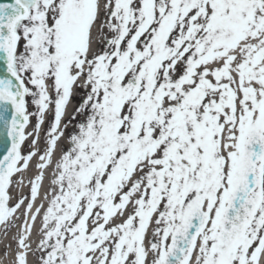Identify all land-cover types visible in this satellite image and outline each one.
Segmentation results:
<instances>
[{
  "label": "snow or ice",
  "instance_id": "snow-or-ice-1",
  "mask_svg": "<svg viewBox=\"0 0 264 264\" xmlns=\"http://www.w3.org/2000/svg\"><path fill=\"white\" fill-rule=\"evenodd\" d=\"M22 206L12 264H264V0H0L5 234Z\"/></svg>",
  "mask_w": 264,
  "mask_h": 264
},
{
  "label": "rangeland",
  "instance_id": "rangeland-1",
  "mask_svg": "<svg viewBox=\"0 0 264 264\" xmlns=\"http://www.w3.org/2000/svg\"><path fill=\"white\" fill-rule=\"evenodd\" d=\"M45 119H46V115H45ZM50 123V122H49ZM49 123L46 125L45 129L48 127ZM44 125L41 126V130L44 129L43 128ZM44 129V130H45ZM31 145V138H29L25 144L22 146V151L23 152H27L29 150V147ZM37 147L40 149L44 148V132L43 135L40 139V141H38L37 143ZM36 160L38 161V156L37 157H33L32 161ZM31 164L29 166V170H26L24 178H23V185H24V190L23 191H19V187L18 185L14 184L11 188H10V194L12 196V200L10 201V203H14L16 201V198L19 196H27L29 195L30 192V185H29V180L32 178V175L34 176L32 168H31ZM21 174V173H20ZM14 181H18V176L15 175V177L13 178ZM25 203H27V201H25ZM23 212V206L21 207V209L18 211L17 216H21V213ZM22 224V216L20 219L16 220V227L12 228L10 231L7 232V234L4 233V227H2L1 230V237L3 238L1 240L0 237V257L2 259H10L11 262H13L14 259V252L16 249V241L13 239V237L17 234V232L19 231V228ZM6 246L7 249H6ZM7 250V256H5V251ZM12 264V263H11Z\"/></svg>",
  "mask_w": 264,
  "mask_h": 264
},
{
  "label": "bare ground",
  "instance_id": "bare-ground-1",
  "mask_svg": "<svg viewBox=\"0 0 264 264\" xmlns=\"http://www.w3.org/2000/svg\"><path fill=\"white\" fill-rule=\"evenodd\" d=\"M73 104H75V101H73ZM71 108H72V105L69 106V111H71ZM50 120H51V113L49 112V113H46V119H45V123H44V126H43L44 129H45L46 125L50 122ZM44 129L41 130V137H42V135H43V132H45ZM63 143H65V141H61V142H60V144H63ZM60 144H58V147H57V153H56L57 156L59 155ZM54 159H55V157H54ZM38 162H39V161H36V160H33V161H32V160H31L30 163H29V166H30V164H31V166H32V167H31V168H32V171H33L32 174H34V176H35L36 174H38V172L40 171V170L36 167V165H37ZM27 170H29V167H28ZM25 172H26V170H25ZM25 172L23 171V172H21V174H20V173H17V174H16V175L18 176V181H20L21 178H22V179L24 178ZM51 173H52V169H51V168L45 170V178H44V181H43V183H42V186H41V189H40V195H39V197H38V199H37V201H36V205H35V206H39L40 203L45 202V201H44V196H45V192H46V190H48V188H49ZM34 176L32 175V178H34ZM14 177H15V176H14ZM14 177H13V178H14ZM18 187H19V191H20V192L24 190V189H23V188H24V185H23V184L18 185ZM39 224H40V219H39V217H38V218H37V221H36V224H35V226H34V228H33L32 236H31V238H30V242L32 243V246H33V247L36 246L37 237H38V231H37V230H38V228H39ZM2 227H3V225H0V237H1V230H2ZM2 239H3V238L1 237V240H2ZM1 240H0V241H1ZM28 260H29V264H36V257L33 256L32 254H29ZM11 263H12V262H11L10 259H8V258H6V259H2V258L0 257V264H11Z\"/></svg>",
  "mask_w": 264,
  "mask_h": 264
}]
</instances>
